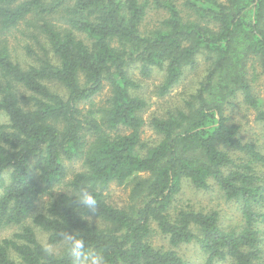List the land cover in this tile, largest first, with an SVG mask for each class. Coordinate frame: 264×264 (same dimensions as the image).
<instances>
[{"label": "trees", "instance_id": "1", "mask_svg": "<svg viewBox=\"0 0 264 264\" xmlns=\"http://www.w3.org/2000/svg\"><path fill=\"white\" fill-rule=\"evenodd\" d=\"M182 5L185 14L174 0H0V35L24 22L43 36L33 37L39 52L25 46L26 64L0 39V229L18 227L0 239V264H72L66 234L105 264H189L174 248L191 242L206 264H264V99L254 91L264 74V0ZM152 9L164 15L145 29ZM200 59L193 88L145 119L143 80L160 72L151 93L164 98ZM240 105L255 111L259 141L233 120ZM146 123L152 142L141 138ZM65 160L82 163L66 181ZM184 181L214 184L239 203L241 228H222L214 210H172ZM60 183L68 190L33 213ZM111 183L130 185L128 204L108 201ZM82 190L93 210L79 203ZM155 231L168 248L153 245Z\"/></svg>", "mask_w": 264, "mask_h": 264}, {"label": "rangeland", "instance_id": "2", "mask_svg": "<svg viewBox=\"0 0 264 264\" xmlns=\"http://www.w3.org/2000/svg\"><path fill=\"white\" fill-rule=\"evenodd\" d=\"M179 8L182 10V13L185 14L183 1L184 0H174ZM164 15L162 9L159 10H149L145 21L143 22V27L149 29L158 24V20ZM35 33V34H31ZM34 27L27 26L24 22L19 23L15 28H12L10 31L5 32L0 35V39L6 43L9 48L11 55L14 59L19 60L22 64L28 62H33V58L28 56L25 52V46L29 45L33 48L34 51L39 52V45L33 40L34 35H37L39 39H43L41 34ZM198 69L186 73L181 82L176 85L170 95L165 96L164 98L155 97L151 91L155 85H157L161 79L162 74L160 72H154L152 76L146 80H143V85L141 91L150 97L151 105L146 109L143 116L145 119L148 118L149 114L152 112L162 111L166 106L172 105L180 100L179 94L184 93L185 91H190L194 86V81L197 78V72H200L202 69V60H199ZM251 71V69H250ZM256 71L259 73L258 68ZM254 91L255 93L264 99V74H258L256 81L254 82ZM107 86L93 98V102L96 106L104 103L105 98L108 96ZM162 105V108H161ZM85 108L88 104H82ZM233 120L240 124L241 126V135L244 139H251L254 141L260 140L261 127L258 122L255 120V111L252 108H248L245 105H240L235 108L231 113ZM4 117L0 116V121H3ZM142 139H147L150 142L154 141L157 138V135L146 123L142 127L141 133ZM67 167V175L65 181L71 178V176L82 169V163L80 160L64 161ZM264 170V167L262 168ZM68 188L65 183H60L55 185L51 189L50 195H43L37 201L33 213L44 211L47 202L52 195H55L58 192L67 191ZM105 195L113 205L116 206H125L130 202V185H117L111 183L105 191ZM191 206L195 209H200L204 212L208 211H217L219 218V225L224 229H235L239 230L243 224V217L240 211L239 203L235 201H227L223 197L221 191L217 188L216 185L211 184V187L208 190H200L191 186L188 182L184 181L182 185V190L176 196L175 202L173 204V209H178L180 207ZM28 224H31L30 218H27L25 221ZM260 227L263 231L262 237V248L264 251V224H261ZM18 229L17 226H8L0 229V239L3 237H8L12 232ZM41 242L46 244L45 235L40 233L39 230L35 227ZM153 245L155 246H164L165 248L169 247L166 239L161 237L156 231L151 238ZM48 247L53 251H58V246ZM178 253L188 261L189 264H206L205 256L199 248V245L196 242L183 243L178 247L174 248ZM264 255V253H263ZM225 260H217L213 264H227ZM91 264V262H87Z\"/></svg>", "mask_w": 264, "mask_h": 264}, {"label": "clouds", "instance_id": "3", "mask_svg": "<svg viewBox=\"0 0 264 264\" xmlns=\"http://www.w3.org/2000/svg\"><path fill=\"white\" fill-rule=\"evenodd\" d=\"M79 203L86 206L88 210H93L96 206V200L93 195L85 190H82L79 195ZM64 241L71 255L72 264H87L89 260L91 264H105L104 257L101 254L85 250V244L82 239L66 234Z\"/></svg>", "mask_w": 264, "mask_h": 264}]
</instances>
